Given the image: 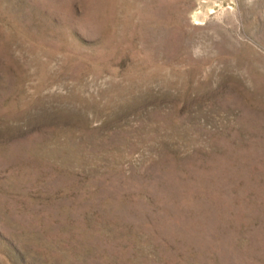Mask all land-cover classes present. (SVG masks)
Segmentation results:
<instances>
[{"label": "rangeland", "instance_id": "obj_1", "mask_svg": "<svg viewBox=\"0 0 264 264\" xmlns=\"http://www.w3.org/2000/svg\"><path fill=\"white\" fill-rule=\"evenodd\" d=\"M0 264H264V0H0Z\"/></svg>", "mask_w": 264, "mask_h": 264}]
</instances>
